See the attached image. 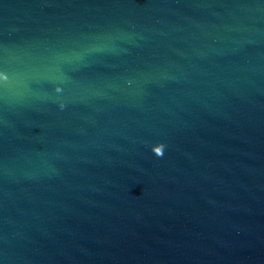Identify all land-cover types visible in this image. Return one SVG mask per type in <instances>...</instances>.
Segmentation results:
<instances>
[{"label": "water", "instance_id": "obj_1", "mask_svg": "<svg viewBox=\"0 0 264 264\" xmlns=\"http://www.w3.org/2000/svg\"><path fill=\"white\" fill-rule=\"evenodd\" d=\"M0 62V264H264V0H0Z\"/></svg>", "mask_w": 264, "mask_h": 264}, {"label": "snow or ice", "instance_id": "obj_2", "mask_svg": "<svg viewBox=\"0 0 264 264\" xmlns=\"http://www.w3.org/2000/svg\"><path fill=\"white\" fill-rule=\"evenodd\" d=\"M12 73L10 71V69L3 63L0 62V89H2L7 82L11 79ZM59 84V87H56V85ZM53 88L54 91L58 94L63 93L64 91V87H63V83L59 80L53 81ZM65 105L64 103L60 104V107L63 108ZM161 141H157L154 142L152 145L160 143ZM151 145V151L157 155V156H162L164 154L166 145L165 143L163 144V150H161L160 148H153Z\"/></svg>", "mask_w": 264, "mask_h": 264}]
</instances>
